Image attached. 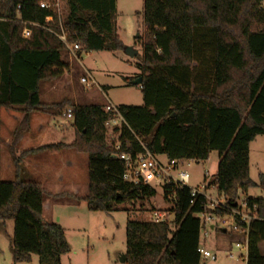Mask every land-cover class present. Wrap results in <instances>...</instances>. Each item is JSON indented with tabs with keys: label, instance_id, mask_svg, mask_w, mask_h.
Here are the masks:
<instances>
[{
	"label": "trees",
	"instance_id": "1",
	"mask_svg": "<svg viewBox=\"0 0 264 264\" xmlns=\"http://www.w3.org/2000/svg\"><path fill=\"white\" fill-rule=\"evenodd\" d=\"M0 0V106H21L12 145L26 131L30 115L45 107L40 83L59 78L68 68L59 25L67 43L83 51L117 50L121 42L114 24L116 0ZM264 0H143L144 37L138 88L143 104L118 106L124 122L110 135L127 152L143 148L167 159L195 162L218 155L213 181L231 205L238 191L258 219L249 224L245 264H264V173L249 177V143L264 135ZM30 28L27 38L23 27ZM72 109L74 139L69 145L46 144L11 153L14 180H0V222L13 223L10 250L14 262L60 264L69 251L64 228L42 219L44 188L19 178L22 156L36 150L72 148L87 154V193L81 199L89 211L109 213L117 204L132 205L156 193L151 186L131 185L122 178L124 165L112 154L105 121L111 112L98 104H51ZM13 148V147H12ZM11 148V149H12ZM173 221L131 220L125 223L124 264H199L204 207L187 186L174 189ZM78 199L77 197H75ZM192 200V202H191Z\"/></svg>",
	"mask_w": 264,
	"mask_h": 264
},
{
	"label": "rangeland",
	"instance_id": "2",
	"mask_svg": "<svg viewBox=\"0 0 264 264\" xmlns=\"http://www.w3.org/2000/svg\"><path fill=\"white\" fill-rule=\"evenodd\" d=\"M142 7L143 0H116L114 24L121 48L82 53L79 60H70L68 54L63 53V58L71 62L70 66L59 78L53 80L55 81L53 91H47L52 81L40 83L41 100L69 98L77 104H98L103 107L108 103L116 107L142 105L143 98L138 86L125 81V78L130 79L141 74L144 37ZM126 48H132L136 54L129 56L125 51ZM82 76L92 79L94 83L90 85L82 83L80 81ZM68 107L64 106L62 113ZM14 114L10 107L0 106V180H14L16 177L9 148L2 144L5 138L12 142L10 137L16 126V121L12 118ZM45 119L50 122L49 116ZM64 120L62 118V123L65 122ZM71 122L68 120L64 125L69 127ZM108 131L111 143L116 137L110 135L111 130L108 129ZM74 136L73 132V139ZM250 149L249 177L256 182L258 174L264 173V135H259L252 142ZM57 151H37L39 153L36 152L37 154L29 157L32 163L29 158L22 156L19 178L38 181L43 187L42 182L48 177L54 181L57 176L61 177L54 183L61 192L57 203L53 205L52 222L64 228L69 251L61 256L60 264H124L119 259L125 252V223L128 219L146 220L150 218L149 214L152 209H167L168 204L162 199L161 189L158 186L155 187L156 193L150 199L138 200L132 205L117 204L109 213L89 211L81 199L87 193V154L72 148H64L65 160L72 162L69 168L58 161L61 155L57 154ZM20 153L17 152L16 155ZM157 159L165 161V157L161 155L157 156ZM217 162L218 155L215 150L210 152L207 160L193 162L188 167L189 186L194 187L200 182L203 179V173H206L205 177L208 179L211 178L216 171ZM36 163L40 166H36ZM59 166L62 167L60 170H54ZM24 167L31 168V170H24ZM53 173H56L55 177ZM72 191L77 192L78 199L71 194ZM263 193L264 190L256 186L247 191V196L258 197ZM43 219L48 218L43 216ZM12 231L11 220H7L5 224L0 222V264H38L35 254L31 255L29 262L13 261L10 250ZM238 240L240 236L234 233H223L213 228H209L207 233H204L201 229L200 244L211 255H214L215 259L204 257L201 254L199 264H245L246 249L235 246ZM259 247L264 255V244Z\"/></svg>",
	"mask_w": 264,
	"mask_h": 264
},
{
	"label": "built area",
	"instance_id": "3",
	"mask_svg": "<svg viewBox=\"0 0 264 264\" xmlns=\"http://www.w3.org/2000/svg\"><path fill=\"white\" fill-rule=\"evenodd\" d=\"M39 6L41 8L54 6L59 10L60 4L58 0H55L53 4L48 1H41ZM29 35L30 28L25 25L21 31V36L27 38ZM56 36L64 43L65 51L70 60H79L82 53H88L81 50L78 43H67L66 31L61 25H59V33H56ZM80 81L86 85L94 83L92 79L85 76L80 77ZM104 110L112 113V117L104 123L107 129L111 130L115 125L124 122L118 107L108 103L104 106ZM63 117L67 121L72 120V109L70 107L65 109ZM111 151L124 165L122 178L125 182L135 186H151L154 189L158 186L161 189L162 199L168 204V208L152 209L148 220L171 223L174 218L173 213L170 211L175 201L174 189L178 186H187L193 198L201 196L204 199L203 209L195 214L200 221L203 232L207 233L209 228L225 229V232L240 236V240L235 242L236 247L247 250L249 224L259 217L256 204L249 205L245 197H242L245 195H242L240 191H238L232 204L228 205L227 199L217 192L213 176L208 179L205 177L206 173H203V179L199 183L194 187L189 186L190 174L188 167L195 162L193 159L179 161L165 158V161H160L156 155L145 148L135 153L123 151L121 144L116 140L111 144ZM198 250L204 257L215 259V256L205 250L201 244H199Z\"/></svg>",
	"mask_w": 264,
	"mask_h": 264
},
{
	"label": "crops",
	"instance_id": "4",
	"mask_svg": "<svg viewBox=\"0 0 264 264\" xmlns=\"http://www.w3.org/2000/svg\"><path fill=\"white\" fill-rule=\"evenodd\" d=\"M70 63L71 62L69 61L67 62L68 66H70ZM54 83L55 81H52V84L50 85L49 89H47V91H53L55 89ZM65 99L70 100V102L74 104H77L73 99H69V98H61V99L54 98V99H51L50 101H43L40 98V100L43 103L47 104V106L42 107L34 111L33 113H31L29 125L26 131L19 137L17 143L13 146L12 142L7 138H5L2 142L4 146L9 148L11 158H12V155H11L12 152L17 154V152L19 153L25 150L35 149L39 146L46 145L49 143L50 144L64 143L65 145H69L73 141L72 135L74 132V128L72 126V122L70 124L68 123L69 127L65 126L64 124H66L68 121L64 120L65 122L62 123V118H64L62 110L60 111L57 108L52 107L51 105L54 103H59ZM10 109H12L15 113L12 118L13 120L16 121V126H15L16 128L22 116V107L16 105V106H11ZM46 116H49L50 122L45 119ZM59 120L61 121L59 122ZM258 136H256L249 143V162H250L251 144L253 141H255V139H257ZM10 138H12V136ZM63 149L64 148H59L57 151V154L61 155L59 156L58 161L62 163L61 165L65 164L69 166L70 168L72 166V162L70 160H65V155H63ZM37 151H40V150L29 152L28 154H26L25 157L29 158L32 155L39 153ZM29 160H30V163H32L31 162L32 159L29 158ZM35 165L40 166L39 163H36ZM60 167L61 166L57 167V169L54 168V170H60ZM24 170H31V168L29 169L28 167H24ZM55 176H56V173H53V177ZM58 179H61V177L57 176L56 181L48 177L44 182H42L43 187H44L43 204H42V219H43V216H46L48 218L47 220L43 219V221L45 222L53 221L52 219L53 218V205L57 203L58 196H60V192H61L58 186L54 185V183H56ZM53 185L54 187H52ZM71 194H74L73 196L76 197L77 192L72 191ZM262 244H264V242H260L258 247ZM260 249L261 248L259 247V250Z\"/></svg>",
	"mask_w": 264,
	"mask_h": 264
},
{
	"label": "water",
	"instance_id": "5",
	"mask_svg": "<svg viewBox=\"0 0 264 264\" xmlns=\"http://www.w3.org/2000/svg\"><path fill=\"white\" fill-rule=\"evenodd\" d=\"M125 51H126V53H127L129 56H134V55L136 54V51L133 50L132 48H126ZM140 82H141V78L138 77V78H136L135 80L132 81V84H134V85H139ZM262 196L264 197V193H263ZM221 231H222L223 233H225V229H221ZM119 260H120V262L124 263V261H125V254H123V255L120 257Z\"/></svg>",
	"mask_w": 264,
	"mask_h": 264
}]
</instances>
